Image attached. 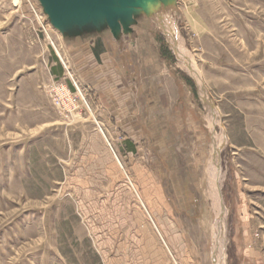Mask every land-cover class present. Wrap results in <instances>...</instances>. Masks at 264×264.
Returning a JSON list of instances; mask_svg holds the SVG:
<instances>
[{
	"label": "rangeland",
	"instance_id": "374dc122",
	"mask_svg": "<svg viewBox=\"0 0 264 264\" xmlns=\"http://www.w3.org/2000/svg\"><path fill=\"white\" fill-rule=\"evenodd\" d=\"M145 18L0 0V264H217L216 174L223 263L264 264V0Z\"/></svg>",
	"mask_w": 264,
	"mask_h": 264
},
{
	"label": "water",
	"instance_id": "95a60500",
	"mask_svg": "<svg viewBox=\"0 0 264 264\" xmlns=\"http://www.w3.org/2000/svg\"><path fill=\"white\" fill-rule=\"evenodd\" d=\"M63 34L109 30L115 38L130 34L141 17L153 18L175 0H39Z\"/></svg>",
	"mask_w": 264,
	"mask_h": 264
},
{
	"label": "bare ground",
	"instance_id": "6f19581e",
	"mask_svg": "<svg viewBox=\"0 0 264 264\" xmlns=\"http://www.w3.org/2000/svg\"><path fill=\"white\" fill-rule=\"evenodd\" d=\"M161 19V18H160ZM165 20H163L164 22ZM166 23V22H165ZM167 25V24H166ZM171 27V26H169ZM50 38V36H48ZM51 42L53 43V40L50 38ZM54 45V43H53ZM56 48V46H55ZM57 50V53L59 55V57L62 59V61L64 62L63 58H62V55L60 54L59 50L56 48ZM179 50V49H178ZM182 50V49H181ZM182 57L184 58V53L182 51ZM182 60V59H181ZM188 60V59H187ZM184 63V61H183ZM187 63V61H186ZM189 63V62H188ZM65 64V63H64ZM193 65V64H192ZM65 66L67 67V65L65 64ZM191 67V66H190ZM193 68V66H192ZM68 69V67H67ZM199 79V78H198ZM76 83V82H75ZM78 87V86H77ZM217 142V141H216ZM223 142V141H222ZM223 144V143H222ZM224 145V144H223ZM219 151H221L220 149H218ZM217 150V153H219ZM217 156V155H216ZM220 159V158H219ZM119 161V160H118ZM218 169V168H217ZM221 170V169H220ZM211 180V179H210ZM212 194L214 196V201L216 202V205H218V210H219V217L221 218V224L219 222V226L216 228L215 230V236H216V239L219 241V245H217L218 247L216 248V255H217V264H224L223 261L225 259V248H224V244H223V239H224V236H225V227H226V208H225V205H224V202H223V198H222V193H221V186H220V181H221V177H220V174H216L215 177H213L212 179ZM226 260V259H225Z\"/></svg>",
	"mask_w": 264,
	"mask_h": 264
},
{
	"label": "crops",
	"instance_id": "0c3cea01",
	"mask_svg": "<svg viewBox=\"0 0 264 264\" xmlns=\"http://www.w3.org/2000/svg\"><path fill=\"white\" fill-rule=\"evenodd\" d=\"M146 19V18H145ZM139 21V20H138ZM138 23V22H137ZM137 23H136V25H134L133 27H132V32L130 33V34H122V35H127V36H130L132 33H133V29H137L138 28V26H137ZM100 32H103V31H101L100 30ZM108 32H109V34H110V36L112 37V39L114 40V41H116V42H118L120 39H121V37L120 38H115L113 35H112V33L108 30ZM95 47V46H94ZM101 54H99V56H100ZM174 253H176L175 251H174ZM182 262H184L183 260H182Z\"/></svg>",
	"mask_w": 264,
	"mask_h": 264
}]
</instances>
